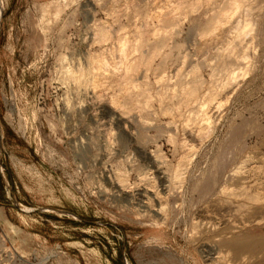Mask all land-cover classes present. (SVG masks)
<instances>
[{
	"label": "rangeland",
	"instance_id": "1",
	"mask_svg": "<svg viewBox=\"0 0 264 264\" xmlns=\"http://www.w3.org/2000/svg\"><path fill=\"white\" fill-rule=\"evenodd\" d=\"M1 11L0 264H264V0Z\"/></svg>",
	"mask_w": 264,
	"mask_h": 264
},
{
	"label": "water",
	"instance_id": "2",
	"mask_svg": "<svg viewBox=\"0 0 264 264\" xmlns=\"http://www.w3.org/2000/svg\"><path fill=\"white\" fill-rule=\"evenodd\" d=\"M2 15H3V12L1 11V14H0V24H1V20H2ZM1 140H2V137L0 135V149H1ZM0 168H1V170H3V166H2L1 163H0ZM14 201H15V205H17L20 208L21 204L16 199H14ZM22 210L23 211H27V212H29V211H35V210H50V211H53V212H59L58 210L48 209V208H38V209H28V210H25V209L22 208ZM124 259H125L126 264H129L128 263V260L126 259V257H124Z\"/></svg>",
	"mask_w": 264,
	"mask_h": 264
},
{
	"label": "bare ground",
	"instance_id": "3",
	"mask_svg": "<svg viewBox=\"0 0 264 264\" xmlns=\"http://www.w3.org/2000/svg\"><path fill=\"white\" fill-rule=\"evenodd\" d=\"M235 1H237V0H235ZM238 2H239V1H238ZM238 2H237V4H238ZM237 4H235V5H237ZM239 6H240V5H239ZM216 21H217V20H216ZM97 59H98V58H97ZM93 67H94V66H93ZM69 69H72V67H71V68L69 67ZM69 69L67 68V70L69 71V73H71V72H70L71 70H69ZM90 70H91V69H90ZM90 70H89V68H88V72H89ZM86 71H87V70H86ZM66 73H67V72H66ZM82 73H83V72H82ZM86 73H87V72H86ZM84 74H85V72L83 73L82 76H84ZM88 74H91V72L88 73ZM74 75H75V74H74ZM85 75H86V74H85ZM75 76H76V75H75ZM194 90H195V89H194ZM194 90L192 89V91H194ZM188 91H190V90H187V93H188V95H189V92H188ZM192 93H193V92H192ZM192 93H190V94L192 95ZM188 95H187V98L189 97ZM194 96H197V92H196V95H195V91H194ZM194 96H193V98H195ZM189 98L191 99V97H189ZM193 98H192V99H193ZM189 101H190V100H189ZM205 113H206V112H205ZM204 115H205V114H204ZM198 116H199V114H198ZM203 117H204V116H203ZM188 121H189V120H188ZM174 173H175V171H174ZM177 173H179V172H177ZM177 173H176V175H177ZM178 175H179V174H178ZM176 177H177V176H176ZM179 177H180V176H179ZM242 240H243V239H242ZM240 242H241V241H240ZM237 243H238V241L235 240V244H237ZM242 243H243V242H242ZM240 245H241V244H240ZM240 245H239V246H240Z\"/></svg>",
	"mask_w": 264,
	"mask_h": 264
}]
</instances>
